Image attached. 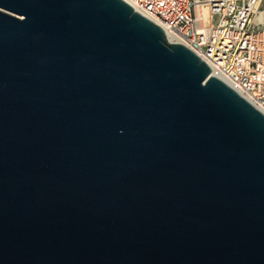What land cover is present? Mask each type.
Returning <instances> with one entry per match:
<instances>
[{
  "label": "water",
  "instance_id": "95a60500",
  "mask_svg": "<svg viewBox=\"0 0 264 264\" xmlns=\"http://www.w3.org/2000/svg\"><path fill=\"white\" fill-rule=\"evenodd\" d=\"M0 264H264V113L123 0H0Z\"/></svg>",
  "mask_w": 264,
  "mask_h": 264
},
{
  "label": "built area",
  "instance_id": "2783aa9c",
  "mask_svg": "<svg viewBox=\"0 0 264 264\" xmlns=\"http://www.w3.org/2000/svg\"><path fill=\"white\" fill-rule=\"evenodd\" d=\"M123 1L264 113V0Z\"/></svg>",
  "mask_w": 264,
  "mask_h": 264
},
{
  "label": "bare ground",
  "instance_id": "6f19581e",
  "mask_svg": "<svg viewBox=\"0 0 264 264\" xmlns=\"http://www.w3.org/2000/svg\"><path fill=\"white\" fill-rule=\"evenodd\" d=\"M205 13H206V11H205V10H201V11H199V15H201V16H204V15H205Z\"/></svg>",
  "mask_w": 264,
  "mask_h": 264
}]
</instances>
